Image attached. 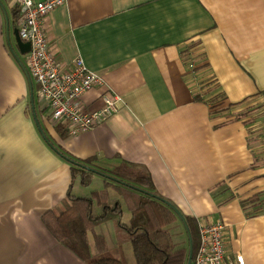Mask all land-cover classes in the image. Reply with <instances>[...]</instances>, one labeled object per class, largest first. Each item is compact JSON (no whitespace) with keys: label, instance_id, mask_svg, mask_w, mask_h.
I'll return each instance as SVG.
<instances>
[{"label":"crops","instance_id":"0c3cea01","mask_svg":"<svg viewBox=\"0 0 264 264\" xmlns=\"http://www.w3.org/2000/svg\"><path fill=\"white\" fill-rule=\"evenodd\" d=\"M16 5L0 0V264H87L43 217L71 189L83 196L106 183L71 186L72 166L55 149L110 175L124 162L144 166L184 215L226 224L231 254L264 264V0H66L47 17L55 57L69 67L83 59L121 98L118 114L77 136L59 133L33 79L32 102ZM190 53L204 55L207 103L184 77ZM102 92L86 93L85 111L104 107ZM178 227L174 244L186 248ZM115 232L112 221L95 230L128 262Z\"/></svg>","mask_w":264,"mask_h":264},{"label":"trees","instance_id":"16d2710c","mask_svg":"<svg viewBox=\"0 0 264 264\" xmlns=\"http://www.w3.org/2000/svg\"><path fill=\"white\" fill-rule=\"evenodd\" d=\"M16 15H19L18 11ZM203 57L204 55L194 57L191 54L188 59L200 69ZM201 82L204 83L203 87L200 88V94H195V99L197 102L207 103L206 89L212 87L213 82L202 79ZM216 90L215 95L219 92ZM32 91L34 92L31 85V94ZM261 95L264 96V92ZM223 100H225L223 96L216 98L217 105H221ZM232 107L233 105H230L221 111L226 112ZM57 130L59 133L67 132L62 126H58ZM56 151L71 164L74 183L79 181V184L88 187L96 175L103 177L106 183V188L101 192L83 196L73 194L71 189L67 198L43 217L47 229L65 248L71 250L87 264H128L126 259H117L104 254L107 251V244L102 237L97 236L95 241L99 256L91 253L89 234L94 233L97 226L112 221L115 224L119 246L122 248L123 245L129 244L133 247L136 264H189L188 233L186 231L188 248H177L169 227L181 219L167 206L168 204L183 216L189 228L194 247L192 263L194 264L200 246L199 222L195 218L184 215L170 200L157 193L147 168L124 162L114 168L113 174L110 175L94 170ZM111 189H114L122 200L112 197ZM125 213H131L133 216L130 225H125L122 221Z\"/></svg>","mask_w":264,"mask_h":264},{"label":"built area","instance_id":"2783aa9c","mask_svg":"<svg viewBox=\"0 0 264 264\" xmlns=\"http://www.w3.org/2000/svg\"><path fill=\"white\" fill-rule=\"evenodd\" d=\"M65 1L17 0V28L21 40L31 47L25 65L36 81L38 96L48 105L51 121L64 127L68 135L76 136L118 114L121 98L109 89L101 76L87 68L83 59H77L69 67L55 57L49 44L47 17ZM195 67L196 64L187 63L189 76L194 74ZM96 88L104 90V107L96 112L85 111L83 97ZM226 228L221 220L199 223L200 246L194 264H247L243 254L229 252Z\"/></svg>","mask_w":264,"mask_h":264},{"label":"rangeland","instance_id":"374dc122","mask_svg":"<svg viewBox=\"0 0 264 264\" xmlns=\"http://www.w3.org/2000/svg\"><path fill=\"white\" fill-rule=\"evenodd\" d=\"M190 55H191V53H190ZM188 62H191L190 60H188V61H186L185 63L187 64ZM190 66V68H191V65H189ZM198 70H199V68L198 67H195V69H194V74H192V75H190V77L191 78H189V77H187V76H189L188 74H187V71H186V74H185V79H186V81H187V83L191 86V90H193V92H195L194 94H200V88H202L203 87V85L202 84H204V83H202L201 82V76H199V73H198ZM192 72H193V69H192ZM53 122V121H52ZM55 124V123H54ZM56 125V124H55ZM77 136V135H76ZM53 148H55V147H53ZM57 150V149H56ZM69 163V162H68ZM78 182V181H77ZM94 181L92 180V185L94 184L93 183ZM78 183H80V182H78ZM91 183V182H90ZM72 185L71 186H73L75 183L73 182V179H72V183H71ZM91 185V184H90ZM100 185H102L101 183H100ZM95 187H98L96 184H94V188ZM70 192V191H69ZM110 192L112 193L111 195H113L112 197H114V198H119V200H122V197L120 196V195H118V193L114 190V189H111L110 190ZM69 194V193H68ZM125 214H127V213H125ZM102 225H104V223L103 224H101V225H99V226H97V228L98 227H100V226H102ZM179 226L178 227V229L179 230H177V231H181L180 233H181V238L182 239H184V242H183V244L186 246V248H188V240H187V235H186V231H185V228H184V225L182 224V222L181 221H178L176 224H174L173 226H171V227H169V231H171L170 233H171V235H172V238L173 239H175V237H174V235H173V230H174V228L176 227V226ZM97 228L95 229V230H97ZM90 236H89V238H90V241L91 242H89L90 243V248H91V253L93 254V252H94V247L96 248V250L98 251V248L96 247V243H95V241L97 240V235L95 234V233H90L89 234ZM93 235V236H92ZM94 246V247H93ZM129 247H130V255H127V259H128V264H136V261H135V259L133 258L134 257V255H133V253H132V246H130L129 245ZM108 250V249H107ZM111 250H113L112 248H111ZM110 250V252H108V251H106V253H104V254H106L107 256H110V257H114V256H116L115 254H114V252L113 251H111Z\"/></svg>","mask_w":264,"mask_h":264},{"label":"water","instance_id":"95a60500","mask_svg":"<svg viewBox=\"0 0 264 264\" xmlns=\"http://www.w3.org/2000/svg\"><path fill=\"white\" fill-rule=\"evenodd\" d=\"M10 31H7V33H9ZM16 37H17V39H18V41H22L21 40V38H20V36H19V32H18V29H17V32H16ZM8 41H9V45L11 44V41H10V33H9V37H8ZM23 42V41H22ZM22 42H19V47L22 49L23 48V46L24 45H22ZM28 45V44H27ZM30 46V45H29ZM30 50H31V47H30V49L28 50L29 52H30ZM13 53H15L14 52V49H13ZM24 71L27 73V75H28V78H29V83L32 85V78H31V76H30V74H29V72L27 71V69L25 68L24 69ZM33 94H34V92L32 91V102H33V104H34V96H33ZM33 111H34V115H35V118H36V112H35V109L33 108ZM37 123H38V121H37V118H36V120H35ZM39 124V123H38ZM167 206H169L173 211H175L177 214H178V216H179V218L181 219V221H182V223H183V225L185 226V228H186V231H187V233H188V236H189V239H190V248H189V254L190 255H188L189 256V264H192L193 263V259H194V256H193V254H194V247H193V240H192V237H191V234H190V231H188L189 230V228L187 227V224H186V222H185V219L183 218V216L173 207V206H170V205H168L167 204Z\"/></svg>","mask_w":264,"mask_h":264},{"label":"bare ground","instance_id":"6f19581e","mask_svg":"<svg viewBox=\"0 0 264 264\" xmlns=\"http://www.w3.org/2000/svg\"><path fill=\"white\" fill-rule=\"evenodd\" d=\"M185 228V227H184ZM186 229V228H185ZM186 231V230H185ZM94 233H95V231H94ZM90 236V235H89ZM99 237V236H98ZM105 240V239H104ZM89 242H90V238H89Z\"/></svg>","mask_w":264,"mask_h":264}]
</instances>
